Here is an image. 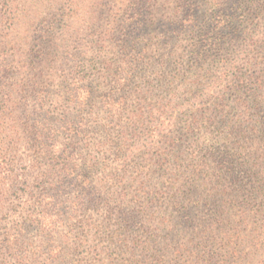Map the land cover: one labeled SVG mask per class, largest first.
I'll use <instances>...</instances> for the list:
<instances>
[{
	"label": "rangeland",
	"instance_id": "1",
	"mask_svg": "<svg viewBox=\"0 0 264 264\" xmlns=\"http://www.w3.org/2000/svg\"><path fill=\"white\" fill-rule=\"evenodd\" d=\"M244 4L0 0V264L93 262L89 242L82 241L91 239L88 226L101 222L111 195L108 175L116 167L101 146L102 128L134 153L144 145L139 136L145 131L133 134L140 109L148 126V110L157 118L156 109L169 103L185 113L190 105L211 103L212 96L188 100L195 88L190 82L203 75L189 70L191 52L201 28L214 32L213 10L228 13L236 25ZM233 31H222L220 44L245 45ZM153 140L160 144L159 136ZM81 198L87 207H78ZM256 229H249L247 249L251 264H264V231Z\"/></svg>",
	"mask_w": 264,
	"mask_h": 264
},
{
	"label": "trees",
	"instance_id": "2",
	"mask_svg": "<svg viewBox=\"0 0 264 264\" xmlns=\"http://www.w3.org/2000/svg\"><path fill=\"white\" fill-rule=\"evenodd\" d=\"M244 1L236 25L213 10L214 32L201 28L191 52L189 70L203 75L190 82L188 100L212 96L211 103L190 105L188 114L169 103L156 109L157 118L148 110L149 127L140 109L133 134L145 131L144 145L134 153L102 128L101 146L116 167L101 222L88 226L91 239L82 241L90 244V264H251L249 229L264 231V0ZM229 29L245 45L220 44ZM211 57L218 60L210 64ZM88 204L81 198L78 207Z\"/></svg>",
	"mask_w": 264,
	"mask_h": 264
}]
</instances>
